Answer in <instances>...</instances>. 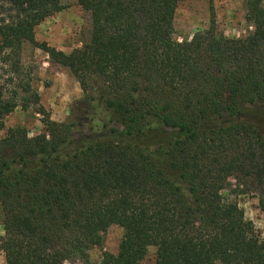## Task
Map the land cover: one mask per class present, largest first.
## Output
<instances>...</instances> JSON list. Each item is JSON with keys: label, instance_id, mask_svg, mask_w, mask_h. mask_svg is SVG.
<instances>
[{"label": "trees", "instance_id": "16d2710c", "mask_svg": "<svg viewBox=\"0 0 264 264\" xmlns=\"http://www.w3.org/2000/svg\"><path fill=\"white\" fill-rule=\"evenodd\" d=\"M182 1L78 0L92 32L66 53L35 33L62 0H0V56L19 89L0 83V132L20 90L25 108L40 102L27 45L69 68L84 94L68 121L40 107L41 133L0 137L6 264H95L88 250L113 224L125 230L119 251L97 264H142L150 246L156 264H264V238L227 196L264 195V130L235 120L257 103L264 115V0H248L251 35L220 33L212 8L210 27L180 43Z\"/></svg>", "mask_w": 264, "mask_h": 264}, {"label": "rangeland", "instance_id": "374dc122", "mask_svg": "<svg viewBox=\"0 0 264 264\" xmlns=\"http://www.w3.org/2000/svg\"><path fill=\"white\" fill-rule=\"evenodd\" d=\"M64 9L46 18L36 28V39L45 41L49 45L63 50L66 53L81 48L90 39L92 20L90 13L85 11L78 0H62ZM248 0H184L179 3L175 15V35L178 42L191 40L198 31H204L211 24V10L214 9L216 26L220 33L228 38H240L251 35L255 28L247 17ZM3 19H9V13L0 6V25ZM2 35L0 34V44ZM1 54V51H0ZM3 54V53H2ZM22 66L24 73L33 76L32 86L40 96L39 104L30 102L28 107L23 106L24 101L20 90L19 106L5 119V129L0 132L4 137L10 128L24 127L30 136L44 130L43 116L39 108L44 107L53 120L58 122L68 121L77 101L84 94L77 79L69 68L51 62L46 52L27 45L22 51ZM13 61L4 62L0 56V83L5 90H19L17 84L8 83L9 78H17L13 72ZM24 77V76H23ZM20 76L18 77V79ZM252 109L249 115L237 118L243 123L255 124L264 130V115L260 104L249 105ZM83 116L81 115L80 119ZM234 118H226L209 122L208 128H216ZM121 128L120 124H115ZM87 127L82 128L84 132ZM236 200L245 214V218L252 221L256 233L264 238V195L255 189L240 194H227ZM125 230L118 224L111 225L103 234L100 246L88 250V259L92 263H100L106 252L118 253ZM4 235L0 216V236ZM157 249L150 246L148 254L142 264H156ZM0 264H6L4 253L0 250ZM78 264H82L78 262Z\"/></svg>", "mask_w": 264, "mask_h": 264}]
</instances>
